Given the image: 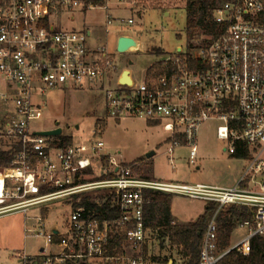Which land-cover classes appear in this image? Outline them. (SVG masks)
<instances>
[{"label": "built area", "instance_id": "2783aa9c", "mask_svg": "<svg viewBox=\"0 0 264 264\" xmlns=\"http://www.w3.org/2000/svg\"><path fill=\"white\" fill-rule=\"evenodd\" d=\"M144 1L116 0L132 10ZM86 4V0H0V102L14 103L2 126L3 135L22 144L12 165L0 175V213L55 199H68L73 207L65 234L48 231L45 217H38V227L29 232L47 244L38 255L19 252V264H95L101 260L151 264L144 251L149 237L145 223L148 190L216 204L204 231L200 264H217L233 249L249 255L251 238H264V0H226L214 11L215 20L223 25L216 39L194 52L181 48L164 60L166 70L158 76L147 74L141 83L133 79L131 86L117 79V87L107 90L112 117L147 119L170 133L167 153L174 169L178 148L187 149L188 164L200 168V129L206 121H218L217 136L228 142L225 150L230 155L240 147L251 151L238 183L230 187L138 177L132 165L104 152L102 140L63 147L55 137L36 134L43 106L35 97L67 85L103 87L105 79L111 83L117 73L116 57L107 45L90 48L87 32L51 27L56 8L89 9L109 1ZM113 20L108 14L107 33ZM97 161L100 173L107 177L84 181L88 170L96 171ZM93 189L112 196L119 212L113 222H102L95 212L74 207L75 196ZM234 206L254 210L252 220L240 224L250 232L221 252L217 218ZM121 234L136 256L127 255L126 247L121 253L111 252ZM49 246L62 251L53 253Z\"/></svg>", "mask_w": 264, "mask_h": 264}, {"label": "rangeland", "instance_id": "374dc122", "mask_svg": "<svg viewBox=\"0 0 264 264\" xmlns=\"http://www.w3.org/2000/svg\"><path fill=\"white\" fill-rule=\"evenodd\" d=\"M107 1L111 2L104 6L89 8L86 12L81 7L70 10L56 8L50 20L58 27L65 28L80 29L83 24L98 26L97 35L100 43L95 48L106 44L115 55L117 73L114 80L110 83L105 79L103 87L102 84L82 87L67 85L61 89L49 90L44 96L35 97L36 102L43 106V115L35 123V127L38 130L62 129V135L72 137L75 144L102 140L105 143L104 152L132 165L134 174L138 177L150 175V179H154L155 176V179L167 182L201 183L221 187L236 185L247 159L236 158L225 150L228 142L217 136L218 121H206L200 129L198 156L200 168L188 164L187 149L178 148L174 155L176 165L174 169L167 153L171 135L164 130L163 125L128 115L116 119L108 114L107 90L117 87L116 78L121 71L131 70L133 79L141 83L153 64L171 57L179 48L194 52L207 43L205 37L193 41L187 38L185 0H145L142 5L134 8L135 12L123 6H121L123 9L118 7L119 5L114 4L116 1L105 0L104 4ZM108 14L112 16L114 23L109 27L107 35L104 26ZM73 15L75 19L72 18ZM130 18L134 19V23L128 22ZM123 34L133 35L142 42V46L126 53L119 52L118 37ZM95 38L96 33L92 39ZM13 110L14 103L11 101L0 102V148L8 147L6 141L11 140L3 135L2 126L6 123V115L11 114ZM150 152H155L151 158L148 157ZM99 163L100 161L95 162L96 171L92 176L86 177L87 181L100 179L97 177L101 176ZM104 193L106 191L93 189L81 194L95 197ZM68 201L55 199L45 205L29 207L0 217V264H18L15 256L18 252L26 249L28 254L38 255L40 248L46 246L44 239L36 238L29 232L38 227L39 216H47L45 225L48 231H53V228L58 226L64 233H68V222L73 211ZM173 201L174 213L183 223L198 219L205 209L204 201L178 195L174 196ZM249 232L247 226H238L232 236V246ZM125 247L129 249L127 255H137V252L131 251L124 241L123 248ZM49 250L58 253L62 248L49 246ZM144 251L151 264H186V260L179 254L178 247H170L167 241L161 242L155 234L152 235V232ZM95 264L110 262L101 260Z\"/></svg>", "mask_w": 264, "mask_h": 264}, {"label": "trees", "instance_id": "16d2710c", "mask_svg": "<svg viewBox=\"0 0 264 264\" xmlns=\"http://www.w3.org/2000/svg\"><path fill=\"white\" fill-rule=\"evenodd\" d=\"M226 0H185V10L187 12V38L199 40L202 37L209 42L216 39L223 30V25L219 24L214 18V11L220 7ZM87 3L104 5V0H86ZM191 47L193 45L191 44ZM161 53V51H158ZM167 63L160 61L153 64L148 75L158 76L165 72ZM55 139L59 146L67 147L73 144V138L70 136H56ZM5 148H0V170L12 165L16 158V153L21 150L22 144L17 141L8 140ZM236 158L249 159L251 151L249 147H240L236 154ZM104 163L107 160L104 159ZM149 164L153 167L152 163ZM94 170L90 169L86 172V176H92ZM111 175V174H110ZM105 178L107 175L97 176ZM150 175L144 176L149 178ZM96 178V179H98ZM85 179L84 181H87ZM48 191L53 189L48 188ZM146 195L145 207V223L146 227L153 231V234L161 242H169L171 247L180 249V256L186 260V264H200L201 251L203 245V235L206 225L216 211V204L208 203L205 212L201 214L197 220L188 224H177L172 214L173 194L148 190ZM78 199H81L78 201ZM74 207H84L86 211H93L97 214L100 221L113 222L119 212L116 206H113V198L110 194H99L97 196L80 194L74 198ZM254 210L247 207L234 206L226 211L220 212L218 215L219 226V251L223 252L232 246V236L235 229L241 223L252 220ZM46 217V215H43ZM59 236L56 240L59 241ZM124 236L117 235L113 241L111 252L114 254L121 253L123 250ZM117 247V249H115ZM217 264H264V238L256 235L251 238V251L249 255H244L238 250L233 249L224 255Z\"/></svg>", "mask_w": 264, "mask_h": 264}, {"label": "crops", "instance_id": "0c3cea01", "mask_svg": "<svg viewBox=\"0 0 264 264\" xmlns=\"http://www.w3.org/2000/svg\"><path fill=\"white\" fill-rule=\"evenodd\" d=\"M116 0H112V2H115ZM104 2H105V0H104ZM111 1H109V3H110ZM114 4H116L118 7H121V6H123V7H125V8H129V9H131L132 10V7H130L129 5H127V4H118L117 2H115ZM122 8V7H121ZM82 10H85V12L87 11V8H81ZM123 9V8H122ZM137 10V9H136ZM133 12H135L134 11V9L132 10ZM139 11V10H138ZM54 12V11H53ZM53 14V13H52ZM143 14V13H142ZM142 14H140V15H142ZM72 18L73 19H75V16L73 15L72 16ZM50 23H51V27H54L55 29H68V30H75V31H85V32H87V34H88V44H89V46H90V48H95V46H97L100 42L98 41V35H97V29H98V26H94V25H88V24H83L82 25V27L80 28V29H77V28H65V27H63V26H61V27H58L57 25H56V23H54L52 20H50ZM104 25V24H103ZM105 29H106V22H105ZM106 33H107V31H105ZM94 33H96V38L95 39H92L93 38V34ZM107 35H108V33H107ZM122 36H131V37H133V38H135L133 35H130V34H123V35H119V37H118V39H120ZM118 39H117V42H118ZM136 40H138V42H139V47H141L142 46V42L139 40V39H137V38H135ZM97 43V44H96ZM108 43V42H107ZM106 45V44H105ZM125 70V69H124ZM123 70V71H124ZM123 71H121L119 74H118V77L116 78V80L118 79V81L120 80V77H121V75H122V73H123ZM116 75V74H115ZM91 86H93V85H91ZM74 143V142H73ZM99 169H100V164H99ZM197 169H199V168H197ZM153 172H154V169H153ZM154 179L156 178L155 176L153 177ZM155 180H157V179H155ZM161 180V179H160ZM162 181V180H161ZM230 187V186H229ZM175 196V195H174ZM179 196V195H178ZM173 200H174V198H173ZM208 203H206L205 202V208H206V205H207ZM28 209V208H27ZM20 210H22V209H20ZM26 210V209H25ZM19 210H17V211H14V212H18ZM49 210H47V212H48ZM204 211H205V209L203 210V212L201 213V214H203L204 213ZM14 212H2V213H0V217H2V216H4V215H7V214H10V213H14ZM172 214H173V217H174V221H175V223H177V224H188V223H190V222H192V221H195V220H197V219H192V220H189V221H185L184 223L183 222H180L179 221V219L177 218V216L175 215V213H174V201H173V203H172ZM48 215V214H47ZM45 219H47V216L45 217ZM149 229V234L152 232V235H154L153 234V231L150 229V228H148ZM57 231V234H65L64 233V231H62L61 230V228L60 227H58V226H55L54 228H53V231ZM26 233H27V231H26ZM148 234V235H149ZM148 240H149V237H148ZM235 244V243H234ZM233 244V245H234ZM171 247V246H170ZM26 249H24L23 251H25ZM19 253V252H18ZM17 253V254H18ZM17 254H15V256H16V258H17ZM18 259V258H17ZM18 264H19V260H18Z\"/></svg>", "mask_w": 264, "mask_h": 264}, {"label": "water", "instance_id": "95a60500", "mask_svg": "<svg viewBox=\"0 0 264 264\" xmlns=\"http://www.w3.org/2000/svg\"><path fill=\"white\" fill-rule=\"evenodd\" d=\"M138 48H139L138 40H136L135 38L131 36H122L119 39L118 51L121 53H126L133 49H138ZM179 50H181V48H179ZM119 82L122 85L131 86L134 82L131 70L125 69L120 77ZM36 134L41 135V136H46V137H56V136L62 135V129L39 130V131H36ZM154 154L155 152H150L148 154V157L151 158ZM54 232L57 233L56 230Z\"/></svg>", "mask_w": 264, "mask_h": 264}]
</instances>
